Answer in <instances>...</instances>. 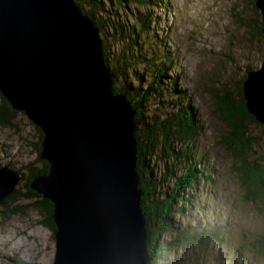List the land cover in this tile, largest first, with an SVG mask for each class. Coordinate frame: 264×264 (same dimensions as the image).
I'll use <instances>...</instances> for the list:
<instances>
[{"label": "water", "instance_id": "1", "mask_svg": "<svg viewBox=\"0 0 264 264\" xmlns=\"http://www.w3.org/2000/svg\"><path fill=\"white\" fill-rule=\"evenodd\" d=\"M255 5L264 22V0ZM0 91L43 131L49 172L29 187L54 204L52 264H149L135 107L115 93L98 29L76 0H0ZM244 92L264 123V66ZM21 177L0 168V201Z\"/></svg>", "mask_w": 264, "mask_h": 264}, {"label": "rangeland", "instance_id": "2", "mask_svg": "<svg viewBox=\"0 0 264 264\" xmlns=\"http://www.w3.org/2000/svg\"><path fill=\"white\" fill-rule=\"evenodd\" d=\"M133 1L131 8L135 10L138 0ZM252 1L163 0V3L167 2L166 11L161 6L152 8L155 11L153 17L159 16L161 20L160 26L166 28L170 23L171 27L168 29L167 45L172 49L173 56L170 58L174 62L165 58L164 62L170 69L167 75L173 76L177 70L181 72L184 89H189L194 98V108L199 112L195 116L190 110L193 104L185 102L170 108L176 110L160 119L171 123L168 134L160 133V136L167 138L173 148L174 158L168 159V171L171 173L170 177L166 175V181L169 186H175L176 195L182 198L179 213H176L180 215L176 216L180 225L177 229L196 230L187 226H193L189 222L198 219L200 228L214 234L210 241L198 240L195 246L190 244V249L185 251V245L175 244L168 259L161 260L163 263L194 257L192 262L189 260L190 264H244L239 256L244 254L252 264H264V255L256 252L255 248H249L251 246L245 242V239L264 233V212L260 204L243 199L236 166H240L241 160L234 156L225 142L233 128L220 118L214 94L215 90L223 92L225 88L232 93L238 91L247 67H252V72L256 73L263 69L264 35L258 31L260 10ZM160 48L165 50L164 45ZM153 58L151 64L154 69L161 71L162 59L157 55ZM124 61L129 65L128 73H132L137 67L135 61L133 63L126 57ZM135 82L134 85L141 86ZM174 96L178 97L173 93V99ZM161 98L162 101L163 98L170 99L172 93L166 90L159 95L158 103L154 99L151 101L154 103L151 108L159 107L157 111L162 113L165 108ZM175 115H181L184 124L186 118L190 119V125L198 123L203 130L197 129V125L193 128L176 122ZM13 123L0 126V158L2 163L8 162V168L22 170V177L15 191L0 201V264H52L56 254L55 234L48 224L49 217L37 207L39 198L32 194L27 179L31 176L30 167L41 166L38 160V131L22 111L16 113ZM248 127L258 136L255 140L257 152L254 149L251 152L256 156L264 154V123L256 120ZM182 128L186 132L181 131ZM178 150L194 152L198 174L193 165H185L187 160ZM251 152L248 153L250 156ZM185 172L194 178L192 182L186 178ZM154 196L170 200L173 195L166 191ZM206 220L209 222L206 223ZM177 232L175 228L160 239H175ZM237 248L241 251L236 256Z\"/></svg>", "mask_w": 264, "mask_h": 264}, {"label": "trees", "instance_id": "3", "mask_svg": "<svg viewBox=\"0 0 264 264\" xmlns=\"http://www.w3.org/2000/svg\"><path fill=\"white\" fill-rule=\"evenodd\" d=\"M255 1H252L254 5ZM76 2L82 12L90 17L102 35L103 53L105 61L112 72L115 93H125L135 107V121L138 125L136 132L138 144L137 171L140 176V186L142 189L141 207L146 219V245L150 256L149 264H190L194 260V257L187 258L183 261L179 258L171 261L166 260L165 263L161 262L162 259H168L167 257L174 251L175 244L179 245L182 243L183 246L185 245V251L190 249V244H194L195 246L198 240L210 241L214 234L208 229L200 228L201 225L198 219H193L189 222L193 226H187L194 227L196 230L191 231L185 228L179 231L177 229L180 225L178 224L176 216L180 217V215L176 213H179L178 208L181 206L182 198L176 195L175 186H169L170 183L166 181V175L170 177L171 173L168 171V159L173 160L174 158L172 154L173 148L170 147L167 138L160 136V133L165 136L168 134V126L171 123L169 125L160 121V119L162 116H169L176 110V108L173 110L170 108L176 107L177 105H184L185 102L192 105L194 98L187 88L184 89L185 86L182 84L181 72L179 73L177 70L173 76L167 75L170 69L168 63L164 62V60L165 58L168 60L170 56H173L171 54V47L166 44L168 36L165 39L168 25L166 28L161 27V20L159 17H153L155 11L152 10V8L160 5V0H138L135 10L131 8L134 4L133 0H76ZM163 4L166 11L168 8L167 2ZM146 8L148 9L147 11H145ZM140 10L141 12H139ZM258 18L260 19L258 21L259 27L257 26L258 31L261 35H264V23L262 22L261 14ZM162 43L165 47L163 51L159 50ZM155 55L163 59L161 62V71L159 72L151 64ZM124 57L129 58L133 63L135 61L134 65L138 67L133 69L135 72L131 70L132 73H128L130 69L128 68V63L124 61ZM247 68V71L241 78V82H239L242 86H239L238 91L235 90L232 93L229 89L225 88L223 92L215 90L214 94L216 95V110L219 112L220 118L225 120L233 128L225 142L232 149L234 156L241 160L240 166H236L239 169V188L241 191L243 190V199L246 202L250 201L253 204H260L261 210L264 212V154L256 156V154L252 153V149L257 152V143L255 140L258 136L248 127L251 122L257 119L247 106L244 92V83L249 77L248 72L253 71L252 67ZM139 71L141 72L138 73ZM135 81L137 83L139 82L142 87L140 85H134ZM166 90H170L172 98L170 100L167 99L168 104L164 98L163 101L161 98V103L164 104L163 108H165L163 112L157 111L159 107L152 109L151 107L154 106V103H151V101L154 99L158 103L160 100L159 95L163 94ZM173 93L178 97L175 98L174 96L173 99ZM194 107L195 105L193 104L190 110L197 116L199 112ZM17 112L18 110L13 108L8 99L0 91V126L14 124L13 117ZM176 116H180V118L178 119ZM175 119L176 122H180L182 125L184 124L181 115H175ZM185 120L186 123L184 125L196 128L195 125L198 123L190 125L188 123L190 119L188 120L186 118ZM36 129L39 136L38 160L41 162V166L30 167L31 176L27 178L29 181L28 186H30V183L36 176L45 175L49 172V162L41 157L43 131L37 125ZM197 129L200 128L198 127ZM197 129L195 132H197ZM202 130L200 129V131ZM181 131L186 132L183 128ZM178 151L187 160L185 165L188 167L193 165L195 172L198 174L194 152ZM249 151H252L251 156L248 154ZM5 166L10 165H8V162L2 163V159L0 158V168ZM161 170H164L163 173H161ZM16 171L19 173L22 172L19 169ZM186 174L187 172H185ZM187 177L191 182L194 180L191 175H186ZM31 189L32 194L39 198L36 201L37 207L49 217L50 221H48V224L55 234L56 223L53 218V202L44 198L33 188ZM166 191H169L173 195L170 200L166 197L154 196L166 193ZM158 203L162 204V206L158 207ZM208 222L206 220V223ZM175 228L178 231L175 239H160V236L162 237L168 231L173 232ZM263 234L259 233L253 239H245L246 245H250L251 247L249 248H255L256 252L261 255H264ZM241 245L243 244L241 243ZM240 251L237 248L236 256L239 255Z\"/></svg>", "mask_w": 264, "mask_h": 264}, {"label": "bare ground", "instance_id": "4", "mask_svg": "<svg viewBox=\"0 0 264 264\" xmlns=\"http://www.w3.org/2000/svg\"><path fill=\"white\" fill-rule=\"evenodd\" d=\"M262 22H263V20H262ZM264 23V22H263ZM98 32H99V30H98ZM99 37L102 39V36L100 35V32H99ZM105 58V57H104ZM112 73V72H111ZM26 114V113H25ZM135 122V121H134ZM36 125V124H35ZM138 125L136 124L135 125V127H136V130H135V132H134V138L136 137V132H137V129H138V127H137ZM136 141H137V139H136ZM137 143H136V148H137ZM137 159H138V157H137ZM137 159H136V161H137ZM9 169H12V168H9ZM16 171V170H15ZM17 172V171H16ZM21 174V173H20ZM22 175V174H21Z\"/></svg>", "mask_w": 264, "mask_h": 264}]
</instances>
